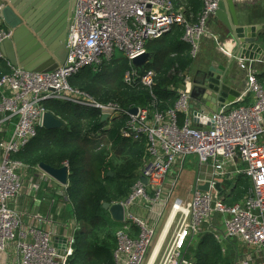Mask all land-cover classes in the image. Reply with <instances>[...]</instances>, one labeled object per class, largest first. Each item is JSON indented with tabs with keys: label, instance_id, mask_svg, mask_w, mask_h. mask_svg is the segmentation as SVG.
I'll return each instance as SVG.
<instances>
[{
	"label": "built area",
	"instance_id": "1",
	"mask_svg": "<svg viewBox=\"0 0 264 264\" xmlns=\"http://www.w3.org/2000/svg\"><path fill=\"white\" fill-rule=\"evenodd\" d=\"M218 8L219 0H202L200 12L194 15L184 6L175 8L172 0H74L65 40L66 61L58 69L43 73L13 67L5 59L1 48L11 39L12 31L0 23V61L9 70L0 76V116L13 120L9 138L0 141V254L12 257L11 264H68L74 234L79 230L75 222L72 227L66 224L62 233H58L61 226L57 223L48 230L24 225L21 214L11 206L20 197H34L43 186L53 189L55 185L56 194L68 203V183L61 185L38 166L29 176L34 168L13 159L42 128L48 112L45 103L49 101L93 110L100 121L106 115L107 125L102 130L124 119L120 137L144 141L145 156L136 181L123 200L111 204L123 208V221L114 234V264H146L170 215L154 264L161 254V264H194L186 257L187 249L204 234H211L221 246L236 241L250 249L246 258L235 259L232 264H252L255 256L259 264H264V86L257 79L256 69L259 65L264 68V47L258 56L238 61L247 74L240 97L210 115L203 103L194 107L191 98L195 87L206 86L202 82L205 78L195 81L187 70L171 67L168 76L175 84L167 89L175 98L171 106L161 109L167 103L154 90L157 73L146 69L151 60L141 67L133 63L148 53V43L162 39L173 27L182 29L181 40L190 47L188 55L197 60L202 41L211 36L208 26ZM115 49L122 52L127 63L123 85L146 90V106L123 108L113 99L101 101L69 83L86 69L96 74L112 64ZM221 94L219 88L216 95ZM132 108H137L135 115L129 114ZM87 134L91 139L101 136V132L92 130ZM187 156L197 160L198 171L191 194L182 201L173 198V193ZM62 167L69 176V163L62 162ZM240 177L249 180L250 186L242 200L228 205L226 186ZM217 184L225 196L215 189ZM204 185H208V191H199ZM54 203L52 200L51 205ZM134 206L144 207L146 216L135 215ZM34 219L42 221L39 216Z\"/></svg>",
	"mask_w": 264,
	"mask_h": 264
},
{
	"label": "trees",
	"instance_id": "2",
	"mask_svg": "<svg viewBox=\"0 0 264 264\" xmlns=\"http://www.w3.org/2000/svg\"><path fill=\"white\" fill-rule=\"evenodd\" d=\"M172 1L175 8L184 6L194 15L202 8V0ZM262 1L264 0L246 4L245 12L248 17L260 16ZM251 4H255V8ZM182 34L181 28L173 27L169 34L160 40L148 43L146 48L147 52L153 55L146 69H153L157 73V81L160 84H156L154 90L161 100H167L165 86L170 81L169 69L178 65L179 69L185 70L194 62L188 55L190 47L181 40ZM262 36L264 33H259V37L263 38ZM126 67L127 63L120 69L119 67L113 70L102 69L103 75H95L91 70L86 69L69 81L72 86L79 87L93 96L94 94L83 86L85 81L88 84L110 86L109 94H105V98L101 101L113 99L123 108L144 107L148 104V92L140 88L129 89L123 85L122 76ZM8 72L6 64L2 62L0 76ZM263 78L264 75L258 77V81L264 86ZM171 105L172 103L162 105L161 109ZM45 108L64 124V128L51 131L39 128L36 136L21 152L14 155L13 159L30 168L43 163L57 169L61 167L62 162L69 163L67 205L70 217L79 226V230L74 234L73 254L68 264H114L112 258L116 246L114 234L119 224L110 219L108 212L103 209V204L121 201L129 193L138 175L136 171L143 163L144 141L142 139L139 142H131L123 139L118 134V128L124 119L113 121L114 125L108 130L107 138L111 147L124 161L123 164L114 165V162L109 160L108 153L96 151L99 143L95 142H98V138L91 139L87 134L89 130L98 132L103 126L97 112L58 101L46 102ZM65 119L69 124H66ZM109 173L113 175L110 176ZM247 188H249L247 179L242 177L237 179L232 192L226 196L225 203L232 205L239 202ZM195 245L189 247L193 256L186 253V257L194 264H231L232 262L229 254L224 255L221 252L220 246L211 234L200 236V240Z\"/></svg>",
	"mask_w": 264,
	"mask_h": 264
},
{
	"label": "water",
	"instance_id": "3",
	"mask_svg": "<svg viewBox=\"0 0 264 264\" xmlns=\"http://www.w3.org/2000/svg\"><path fill=\"white\" fill-rule=\"evenodd\" d=\"M73 4L74 0H0V23L12 31L11 39L5 41L1 48L5 59L13 67H19L27 72H50L62 66L68 54L65 40ZM236 9L235 0H219L215 19L232 36L238 37L236 39L240 44H254L256 34L262 30V27L239 26ZM151 58V54L147 53L135 59L133 63L136 67H141ZM225 72L224 66H210L202 81L206 86H197L191 92V98L197 99L206 95L208 87H211L209 84L219 86L214 88V92L210 95L211 99L206 96V100L201 102L209 115L216 110V107L226 103L234 104L235 97L238 96L235 90L221 84L220 80ZM219 88L222 94L217 97L216 92ZM136 112L137 108L129 110L131 115H135ZM107 118L103 115L101 121L104 122ZM42 128L46 131L62 130L64 124L52 113L46 112L43 116ZM38 167L61 185H67L66 168L56 169L43 163ZM109 175L111 176L110 173ZM140 180L143 184L146 183L143 177H140ZM215 189L221 192L218 184ZM198 190L206 192L208 185L201 186ZM103 209L114 222L123 221V208L120 205L105 203Z\"/></svg>",
	"mask_w": 264,
	"mask_h": 264
},
{
	"label": "crops",
	"instance_id": "4",
	"mask_svg": "<svg viewBox=\"0 0 264 264\" xmlns=\"http://www.w3.org/2000/svg\"><path fill=\"white\" fill-rule=\"evenodd\" d=\"M235 1L237 4L236 15L238 18L239 26H247V25L255 26V25H252V23H248L245 19V15H247L245 12L246 4H250L251 1H253V0H248L247 1L248 3H243L244 0H235ZM218 22L219 21H217L215 19L209 23L208 27H209V32L211 33V36L206 37L202 41L200 52H210L209 49H210V45H212V43L215 44V45L213 44L214 45V51L213 52H233L232 58L228 57V59H227L226 67L227 66L231 67L234 64L236 66L240 67V65L238 64V61L240 59L258 56V52H261L262 48L264 47V36H262L263 38L259 37V33H264L263 28L260 32H258L256 34V40H255L254 44H246V45L240 44L236 39L238 37L235 38L229 32L228 33L231 36V40H226V41L219 43V41L217 42L214 40L216 38L213 35L214 28L216 26V23H218ZM151 60H152V58H151ZM1 63L2 62H0V64ZM213 66L218 67L219 65H213ZM241 69H244V68H241ZM256 69H257V73H258V75H257V79H258V77L263 76L264 68L259 65L256 67ZM197 73H196V75H194L195 81L199 80V76H200L201 72L199 71V74H197ZM245 73H246V70H245ZM231 80H232V85H229L228 87L232 88L233 90H236V92L238 93V96L235 97V100H236L238 97H240L241 92L244 90L245 84L237 90L236 87L239 86V80L238 79H235V80L231 79ZM220 81L222 84V79ZM171 84H175L174 78H170L169 83L166 84V86H165V95H167V100H163V101L165 103H167L166 105H170L171 103H173L174 98H175L174 94L169 92L167 89L168 86ZM212 85L214 87L217 86L213 83H212ZM213 92H214V88L211 86L210 88L207 89L206 95H202L200 98L198 97L197 99H193V106L197 107L199 102H202V100L203 101L206 100V96L211 99L210 95ZM212 106H213V104H212ZM215 109H217V107ZM4 118H6V116H0V120L2 122V124H0V141L8 139L10 134L12 133V129H13V120L7 121V120H4ZM106 121H104V122L101 121L103 126L98 130L99 133L101 132V136L100 137L98 136L99 137L98 140L104 138V139H106V144H109L111 146V144L109 143V140L107 138V133H108V130H110L114 124L112 122L110 124L109 128L102 130V128L107 125ZM118 134H119V128H118ZM36 172L37 171L34 168L28 172V175L30 176ZM237 179H239V178H237ZM247 181H248V183H250L249 180H247ZM234 183L236 184V181ZM235 184H227L226 196H228L230 194V192H232ZM249 186H250V184H249ZM57 188H58L57 185H55V188H53V189H45L43 186L41 188V190L35 194L34 197H32V198L20 197L16 201H13L11 203V206L14 207L21 214L24 225L37 226V227L42 228L44 230H48L51 228L52 224L57 223L58 226H61V227H59L58 233H62L65 229H67L66 224H69L71 227L73 226L74 220H72V218L70 216L67 218H64V219L61 218V216L63 215V212L69 208L67 205L68 203L67 204L63 203L61 197L56 194ZM247 189H245V193H246ZM219 193L222 194V190ZM245 193L243 194L242 198L244 197ZM222 195L225 196V194H222ZM242 198L240 200H242ZM52 200H54V202H55L53 205H51ZM132 212L135 215H137L138 217H145L147 211L144 207L134 206L132 209ZM34 216L41 217L42 221L38 222L37 219H34ZM110 219H111V217H110ZM132 230L134 233L137 232L136 229H134V228ZM218 245L220 246L221 250L226 249L225 253H223V254L224 255L229 254V259H231L232 262L235 259L242 260V259L246 258L247 254L250 253L249 248L245 247L243 244H240L236 241H230L223 246H221L220 244H218ZM9 255H12V253H10ZM6 258H8L7 255H6ZM11 258L12 257H10L9 259H11ZM232 262H231V264H232ZM8 264H11V261L8 260ZM252 264H259V260H256V256L254 257Z\"/></svg>",
	"mask_w": 264,
	"mask_h": 264
},
{
	"label": "rangeland",
	"instance_id": "5",
	"mask_svg": "<svg viewBox=\"0 0 264 264\" xmlns=\"http://www.w3.org/2000/svg\"><path fill=\"white\" fill-rule=\"evenodd\" d=\"M247 1L248 0H244L243 3H248ZM257 1H261V0H253V1H251V3L257 2ZM261 4H262V11H261L260 16H258V17L249 16L248 17V15H245V19L248 23H252V25H259L264 29V1H262ZM251 5L254 7L255 4H251ZM213 35L216 38L217 42L219 41V43L226 41V40H231L230 34L225 29V27H223L219 22L216 23V26H215L214 31H213ZM213 44L214 43H212V45H210V49H209L210 52H200V55L197 58V60L192 62L190 65H188L185 68V70H187L188 74L192 75V76L196 75V73L200 71L201 72L200 76H199V78H200L202 76V73L203 72L205 73L209 69L210 66H213V65L224 66L227 70L223 74L222 84L229 86V85H232L231 79H233V80L238 79L239 80V86L236 87V89L238 90L246 82L247 74L245 73V70L241 69L239 66H236L235 64L232 65L231 67H228V66L226 67V62H227L228 56H231L233 54V52H213L214 51V45H215V44L214 45ZM151 56H153L152 53H151ZM113 60L114 61L112 62V64H110V65L106 64L108 66H105L103 69L108 70V68H110V70H113L116 67H119V69H120V68L124 67V65L126 64V61L123 58L122 52H120L117 49L114 50ZM103 73H104V71L101 70L100 72H98L96 74L103 75ZM263 75H264V72H263ZM262 81L264 84V78L262 79ZM70 84H71V82H70ZM157 84L158 85L160 84L159 81H157ZM83 86L87 87L92 92V94H94L95 98H98L100 100L105 98L104 97L105 94H109L108 91H109L110 86H104V85L100 86V85H97L95 83L88 84L86 81L83 83ZM64 121L66 122V124H69L67 119H65ZM97 141L98 142H95V143H99V145H98V147H97L98 149L96 151H102L103 153H108L109 158H110L109 160H112L114 162V165L124 163V161L120 159L117 151L114 150L109 144H106V139L103 138V139H100ZM144 154H145V150H144ZM140 167L136 171L137 173H139V171L141 169ZM197 171H198L197 160L193 156H187L185 159V162H184L183 171L181 172V174L179 176L178 183H177L176 188L174 190L173 198H180L182 201H186L188 199V195L191 194V191H192L191 186H192V183L194 181V177H195ZM110 174H111V176L113 175L112 173H110ZM167 211H168V209L166 210L164 217L162 218V221L159 225L157 233L162 228L161 226H162V223L164 222V220L166 218ZM69 216H70L69 209H66L63 212V215L61 216V218L64 219V218H67ZM194 246H196V245H194ZM190 250H191V248H188L187 252H188V254L193 256V254H192V252H190ZM9 258L10 257L6 258L5 255L0 254V264H8V260L11 261V259H9ZM162 261H163V259H162V254H161V257L158 258L156 264H161ZM143 264H144V262H143Z\"/></svg>",
	"mask_w": 264,
	"mask_h": 264
},
{
	"label": "bare ground",
	"instance_id": "6",
	"mask_svg": "<svg viewBox=\"0 0 264 264\" xmlns=\"http://www.w3.org/2000/svg\"><path fill=\"white\" fill-rule=\"evenodd\" d=\"M171 219H172V215H170L168 217V219L166 221V225H165V227H163L162 232L160 233L157 241L155 242V244H154V246H153V248H152V250L150 252V255H149V257H148V259L146 261V264H154L158 254H159V250H160V248L162 246L164 237H165V235L167 233V229H168V226H169V224L171 222Z\"/></svg>",
	"mask_w": 264,
	"mask_h": 264
},
{
	"label": "flooded vegetation",
	"instance_id": "7",
	"mask_svg": "<svg viewBox=\"0 0 264 264\" xmlns=\"http://www.w3.org/2000/svg\"><path fill=\"white\" fill-rule=\"evenodd\" d=\"M205 78V73L204 74H202V76L199 78V79H204Z\"/></svg>",
	"mask_w": 264,
	"mask_h": 264
}]
</instances>
